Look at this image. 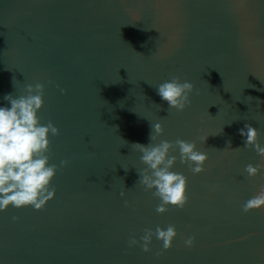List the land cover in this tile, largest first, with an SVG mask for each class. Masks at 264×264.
Instances as JSON below:
<instances>
[{
    "label": "water",
    "instance_id": "obj_1",
    "mask_svg": "<svg viewBox=\"0 0 264 264\" xmlns=\"http://www.w3.org/2000/svg\"><path fill=\"white\" fill-rule=\"evenodd\" d=\"M173 76L194 86L181 112L156 92ZM262 82L264 0H0V107L44 84L37 115L59 130L54 196L0 211V264H264V207L242 211L264 185V168L248 177L245 166L264 158L239 134L251 124L264 146ZM157 122L153 143L194 141L208 157L193 174L170 150L188 201L164 213L138 182L146 165L132 145L147 146ZM170 224L161 255L155 236L149 252L129 246Z\"/></svg>",
    "mask_w": 264,
    "mask_h": 264
},
{
    "label": "clouds",
    "instance_id": "obj_2",
    "mask_svg": "<svg viewBox=\"0 0 264 264\" xmlns=\"http://www.w3.org/2000/svg\"><path fill=\"white\" fill-rule=\"evenodd\" d=\"M140 54V53H139ZM142 55V54H140ZM264 83V82H262ZM193 84L187 80L180 81L179 76H173L156 87V92L168 108H174L178 112L183 111L191 104L190 93L193 92ZM27 95L14 97L11 93L4 96L10 107H0V211L6 210L11 204L13 207L31 205L35 210L43 208L45 203L54 196L55 188L50 187V181L56 174L58 166L49 163L50 140L52 136L59 135V130L51 121L41 124L37 115L43 105L44 84L26 85ZM61 93L65 90L60 89ZM259 101V100H258ZM259 105V104H258ZM149 143L147 146L139 142L132 145L142 155L141 162L146 165L141 169L138 182L145 190L152 191L153 197L159 198L156 206L157 213H164L168 206L172 205L183 209L188 201L186 195L187 178L178 172L171 171L177 157L170 155V150L179 149V162L187 164L193 174L204 171V162L207 154L196 150L194 141H185L177 138L175 141L160 140L157 138L163 134V126L157 122L150 124ZM239 134L245 137L243 148H253L257 154L264 158V146L258 142V131L251 124H245L239 129ZM207 137H203V142ZM230 144V141L228 142ZM232 149L233 151L237 150ZM68 163L60 161L62 168ZM264 163L255 166L248 164L244 171L248 177H255ZM120 196L125 192L121 191ZM128 206V201H124ZM264 207V185H261L256 195L248 199L242 205V211L247 213L253 209ZM18 217L13 216L16 221ZM162 241V248L156 253L161 255L164 250L172 246L173 239L177 236L174 225H168L166 229L157 226L155 231L145 228L140 237V243L135 236L130 237L129 246L139 243L144 252L151 249L152 237ZM195 237L189 236L184 240L187 247H191Z\"/></svg>",
    "mask_w": 264,
    "mask_h": 264
}]
</instances>
